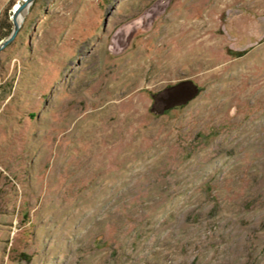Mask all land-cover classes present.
<instances>
[{
	"label": "rangeland",
	"instance_id": "1",
	"mask_svg": "<svg viewBox=\"0 0 264 264\" xmlns=\"http://www.w3.org/2000/svg\"><path fill=\"white\" fill-rule=\"evenodd\" d=\"M22 16L0 51V264H264V0Z\"/></svg>",
	"mask_w": 264,
	"mask_h": 264
},
{
	"label": "water",
	"instance_id": "2",
	"mask_svg": "<svg viewBox=\"0 0 264 264\" xmlns=\"http://www.w3.org/2000/svg\"><path fill=\"white\" fill-rule=\"evenodd\" d=\"M35 0H22L17 3L16 9L13 15V20H14V29L12 33L6 37L3 41H1L0 44V51L2 48H4L6 45L11 43L15 36L17 35L23 21V16L22 13L24 12L25 9H27ZM22 17V18H21Z\"/></svg>",
	"mask_w": 264,
	"mask_h": 264
}]
</instances>
